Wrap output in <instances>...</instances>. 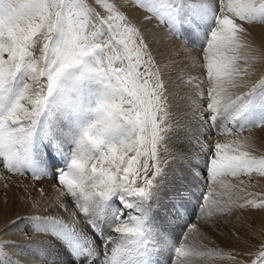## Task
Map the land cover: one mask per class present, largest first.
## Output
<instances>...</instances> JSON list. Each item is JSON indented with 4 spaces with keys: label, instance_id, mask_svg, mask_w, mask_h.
Instances as JSON below:
<instances>
[{
    "label": "snow or ice",
    "instance_id": "6c2138e0",
    "mask_svg": "<svg viewBox=\"0 0 264 264\" xmlns=\"http://www.w3.org/2000/svg\"><path fill=\"white\" fill-rule=\"evenodd\" d=\"M130 4L202 53L203 74L178 77L195 88L203 130L195 152L173 144L167 65L122 0H0V168L51 175L76 209L67 219L20 218L48 238L37 256L45 264H162L166 254L167 264H210L221 254L187 243L197 225L182 224L175 238L173 222L181 225L193 202L201 212L217 204L226 176L264 177V156L238 135L264 127V74L251 79L264 56L249 55L242 40L245 25L264 24V0ZM213 134L236 139L209 143ZM177 160L180 184L169 179ZM12 246L0 244V257ZM227 258L264 264V243Z\"/></svg>",
    "mask_w": 264,
    "mask_h": 264
},
{
    "label": "rangeland",
    "instance_id": "374dc122",
    "mask_svg": "<svg viewBox=\"0 0 264 264\" xmlns=\"http://www.w3.org/2000/svg\"><path fill=\"white\" fill-rule=\"evenodd\" d=\"M125 2H128V5L130 6L131 9H135L137 11H139L140 13H142V17H145L147 15V12L139 9L138 7L132 6L130 4V0H125ZM153 22L156 24V26L158 28H160L162 31H164V33L169 37L175 40V42L177 41V43L179 44L178 47L180 48V50L187 52L189 55V58L186 59L187 64H190V60L193 61L194 58H197V56L201 55L202 53L199 50V47H193L192 45L186 44L185 41L183 39L180 38H174L172 36H170L169 34V30L162 27L161 25L157 24V22L155 20H153ZM264 27V24L262 23H252V24H248L245 25V27L247 28V33L244 34V37H242V40L244 43L250 44L251 45V51H253L254 49H256L257 45L255 43V47L253 48V45L250 42V39H252L250 37V32L248 31V28H254V27ZM37 55H39V51L37 50ZM199 63V62H198ZM181 63H178V65H180ZM197 64V63H196ZM197 70V74L198 75H202L203 71L202 69L199 67V64L196 65V67L191 68V72H196ZM186 69L184 70H176L175 69H171V70H166L165 74H169L170 75H177L176 79H178V77H183V80H187L190 76H185ZM197 76V75H195ZM170 81L173 80L172 78H168ZM258 79V78H257ZM181 79H178L179 82L183 81ZM180 87V89L182 88V94L184 96H188L190 94H193L195 92V88L193 86H189L186 85L184 82H182L180 85H178ZM175 86V87H178ZM193 87V88H192ZM246 90V89H243ZM191 103V101H189ZM172 111V110H171ZM172 114L174 116V112L172 111ZM190 121L188 119H184L183 122L179 125L180 130L182 132V135L184 136V138L180 137V135H178L180 138L177 139L179 144H183L185 145L190 151L195 152L196 150L193 149L192 145H191V138L190 135L188 134V130H190L191 124H189ZM196 125H194V129H196L195 127ZM183 127V128H182ZM184 129V130H183ZM199 129V130H198ZM187 132H184L186 131ZM202 129L201 128H197L196 130H194V133L191 134V137H195L199 134L202 133ZM184 132V133H183ZM193 132V131H192ZM259 132H264V127H254L251 128L249 130L240 132L238 135L240 138H249V151L257 156V157H261L264 156V153H262L259 148H258V143L260 144V142L253 140L252 138V134L253 133H259ZM220 136V137H219ZM218 137V138H216ZM230 137H232L233 141L234 139H236V135H215L213 134L212 136V140L209 141V143H213V142H218L216 141L219 138L222 139H229ZM229 143V141H228ZM195 150V151H194ZM161 157L163 159H171V157L167 156L165 153H163V151H161ZM91 163H88V168H91ZM184 164H182L179 160L176 161V163L173 165V169L175 171V175L172 176L170 174L169 179L172 181V183L174 184H180L182 182V178L184 176ZM0 174L7 176V172L9 173V171H7L6 169L0 168ZM5 171V172H4ZM6 173V174H5ZM8 176H14V177H23L24 179H27L28 183H33L35 184L37 182L36 178H33V176L31 174L25 173V174H19V173H12L10 172ZM39 181H42L45 185H47L48 187H51L52 185H54V189L55 192L58 194V196L56 198H53V200L55 201L54 205H50V201L52 199V197L54 196V193L49 194L47 197L46 196V191H42V196L41 198H44L43 201H46L44 206L41 209H36V210H40V211H44V215L43 216H47V215H52V216H56L59 218H64L67 219V217L69 216V214L73 211H76V209L74 208V205L71 202V198L67 197V196H60V192L61 191H65L64 189H62L59 185H57L56 181L52 178L51 175H48L46 177H44L43 179H38ZM224 183L223 184H217L215 186V190L217 193V201L218 203L215 205H211V207L206 208L204 210V212H201L199 209L196 208L195 206V202H193L191 205H189V210L188 212L184 215V219L183 221H181V225L184 223H191V224H196L197 228L192 231L189 235V240L187 241V243L193 245V246H198V245H206L208 250H212L215 249L217 253H220L221 255H218L217 258L213 261L210 262V264H218V263H225V264H234L233 261H231L230 259L227 258V253H235L234 251H236L237 247H239V242L241 239L240 236V231L243 229V227L249 223L247 221V217L251 216V215H255L258 216L259 218H261L262 220L264 219V207H259V205L264 202V177L260 176L258 173H252L250 176H239V177H231V176H226L223 178ZM242 181V183H241ZM42 189V188H41ZM60 201H63V203L67 206L68 211L65 212L63 207H60ZM246 202H252V203H246ZM246 205L245 207H240V205ZM54 206H58L59 207V212L55 215L50 214V208L54 207ZM231 209L230 211L228 209ZM208 212H211V215H207ZM24 217H29V216H24ZM16 221L17 225L20 224L21 219L19 218H15L13 220H11L7 226H5V228L0 232V236L2 237H6L8 235L13 234L14 232H17L19 229L16 226L11 227L12 223ZM184 222V223H183ZM27 224V222H26ZM176 223L173 222V226ZM10 228L9 231H5L6 229ZM236 230H234V229ZM185 231V229H180V230H175V238H179L181 233ZM26 232V233H25ZM25 235H27L26 237L28 238L29 232L27 233L26 230H24L23 232ZM44 237V241L46 243H48V238L45 236H41ZM47 241H46V240ZM264 238L260 239V241L254 240L253 242V251L256 250L257 247H259L262 243H264ZM5 242H10L13 246L12 247H17L18 250L17 252L14 254L10 251V248L12 247H6L4 249V251L7 253L6 256L0 257V261L3 262V264H28L27 260H30L32 262H37L39 264H43V259H38L37 256L39 255V253L37 252L36 254H29V253H25L22 252V255H17L18 251L20 249H23L24 247L17 245L15 242H11V241H5V239L0 240V244H4ZM218 243V244H217ZM257 244V245H256ZM231 249V250H230ZM24 253V254H23ZM237 253H240L239 249L237 250ZM167 255L166 254L164 257H161L162 260V264H167ZM22 256V257H20ZM28 256V257H27ZM21 258V259H20ZM29 258V259H28ZM31 258V259H30ZM241 258H245L242 257ZM238 257V260L241 259ZM202 260V264H205V262H203ZM32 264V263H31Z\"/></svg>",
    "mask_w": 264,
    "mask_h": 264
},
{
    "label": "bare ground",
    "instance_id": "6f19581e",
    "mask_svg": "<svg viewBox=\"0 0 264 264\" xmlns=\"http://www.w3.org/2000/svg\"><path fill=\"white\" fill-rule=\"evenodd\" d=\"M122 4L124 10H126L127 13L130 15L132 21L134 23H138L139 26L142 28V30L145 32V34L148 36V42L152 46L153 54L155 55L156 59L162 66L167 65V70L168 69L171 70L175 68L176 70L186 69L184 73L185 76H189L192 74L193 76L198 75L197 70L196 72L193 73L191 72V68H194L196 67L197 64H199L196 58H194L193 61L190 60V64L184 62L186 61V59L189 58V55L187 52L180 50L177 41L175 42L174 39L169 38L164 33V31H162L160 28L156 26V24L153 21H151L150 23L145 21L144 17H142L143 14L135 9H131L130 6L128 5V2L122 0ZM248 31L250 32V37L252 38L250 39V42L253 45V48L255 47V43L257 45L256 49H254L253 51L251 50L248 51V54L254 57L264 56V27L258 26L254 28H248ZM178 63L181 64L178 65ZM253 66H254L255 74L251 77V79L254 81L257 78H259L261 74H264V61L255 62ZM165 75L166 77L173 79L170 81L171 110L174 112V120H175V127L173 131L172 139H173V144L179 145L177 139H179L180 137L184 138L183 135H185V134L182 135V132L179 127V125L183 122V120L188 119L190 121L189 124H191V127L190 130H188V134L190 135L191 141L194 138L191 137V134L194 133V130L200 128L201 122L199 120L198 113H196L194 110V101H195L194 93L188 96H184L181 91L183 87L180 89V87L178 86L183 81L179 82L178 79L174 78L177 75H170V76L169 74H165ZM189 101H191V103ZM194 125H196L195 126L196 129H194L193 127ZM184 132H187V130ZM178 135H180V137ZM252 135H253L252 136L253 140L260 142V144L258 143L257 146L259 150L262 153H264V132L253 133ZM231 140L232 137H230V140L219 138L216 141L221 143H228V141L231 142ZM9 173L7 172L8 175ZM8 175L4 176L3 174L2 175L0 174V232L5 228V226L11 223L10 222L11 220L15 218L16 219L19 217L22 218L24 216H43L45 214L44 213L45 210L40 211L36 209H41L44 206L46 202L43 201L44 198L47 197L49 194L54 193V196L50 201V205H54L55 201L53 200V198H56L58 196V194L55 192L54 185L48 187L38 179L35 184L28 183L27 179H24L22 176L18 178ZM42 191H46V196L44 198H41ZM59 210L60 209L58 206H54L50 208L49 213L55 215L59 212ZM247 221L249 223H247L240 231L241 233L240 234L241 239L239 242L240 246L237 247L236 251H234L235 253H237L238 249L241 254L246 253L248 251H253L252 241L256 240L257 242L260 241V239L264 238V219L262 220L258 216L251 215L247 217ZM17 227L19 229L17 232H14L13 234L8 235L6 237L0 236V240L5 239V241L15 242L17 245L24 247L23 249H20L18 251L17 255H22V252L25 253L31 252L29 254H36L37 252L39 253L42 249L46 248L48 243L44 241V237H41L42 235L40 234L32 233L28 224H26V221L20 222V224L17 225ZM173 227H174V231L183 229V225L175 224ZM24 230H26L27 233L29 232V235L31 234L30 237L29 236L28 238L26 237L27 235L23 233ZM17 250H18L17 247L10 248V251L14 254L17 252ZM27 262L28 264L31 263L39 264L37 262L34 263L30 260H27ZM43 264H45V261H43ZM218 264H225V263L223 262Z\"/></svg>",
    "mask_w": 264,
    "mask_h": 264
}]
</instances>
